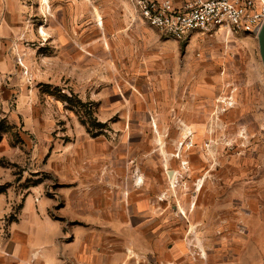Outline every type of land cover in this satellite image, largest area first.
<instances>
[{"label":"rangeland","instance_id":"1","mask_svg":"<svg viewBox=\"0 0 264 264\" xmlns=\"http://www.w3.org/2000/svg\"><path fill=\"white\" fill-rule=\"evenodd\" d=\"M40 228L76 263L264 264L258 35L176 40L130 0H0V263Z\"/></svg>","mask_w":264,"mask_h":264},{"label":"built area","instance_id":"2","mask_svg":"<svg viewBox=\"0 0 264 264\" xmlns=\"http://www.w3.org/2000/svg\"><path fill=\"white\" fill-rule=\"evenodd\" d=\"M142 18L176 40L195 31L258 35L264 24V0H130Z\"/></svg>","mask_w":264,"mask_h":264},{"label":"crops","instance_id":"3","mask_svg":"<svg viewBox=\"0 0 264 264\" xmlns=\"http://www.w3.org/2000/svg\"><path fill=\"white\" fill-rule=\"evenodd\" d=\"M17 1V0H13ZM20 1V0H18ZM176 5H181L189 0H173ZM83 225H91L93 222L90 220V218H85L82 220ZM86 221V222H85ZM97 222H101V219H95ZM49 223H53L50 221ZM42 226V224H41ZM106 227V226H105ZM39 233V236H36V240L34 242L35 250L34 251H21L20 249H16L14 246H11L12 248L7 251H3V261L0 264H84L83 259H80L79 262L76 263L75 260V252H74V246L72 247L69 244H64L62 241H57V237L53 234L49 235L46 234L45 236L42 235V229L40 228L37 230ZM85 234H82V236H78L79 238L84 237ZM76 236V238H78ZM78 238V239H79ZM84 240V239H83ZM58 243V244H57ZM50 244L51 252L49 253H41L37 251V247L39 245H47ZM57 244V246L53 245ZM53 247H57L58 250L62 249V252L54 251ZM56 248V249H57Z\"/></svg>","mask_w":264,"mask_h":264},{"label":"water","instance_id":"4","mask_svg":"<svg viewBox=\"0 0 264 264\" xmlns=\"http://www.w3.org/2000/svg\"><path fill=\"white\" fill-rule=\"evenodd\" d=\"M258 41H259V50H260L262 62L264 65V24L262 25L258 33Z\"/></svg>","mask_w":264,"mask_h":264},{"label":"bare ground","instance_id":"5","mask_svg":"<svg viewBox=\"0 0 264 264\" xmlns=\"http://www.w3.org/2000/svg\"><path fill=\"white\" fill-rule=\"evenodd\" d=\"M141 181V177L138 178Z\"/></svg>","mask_w":264,"mask_h":264}]
</instances>
